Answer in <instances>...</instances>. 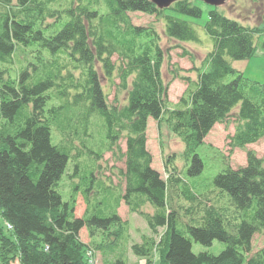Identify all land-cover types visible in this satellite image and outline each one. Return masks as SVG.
I'll list each match as a JSON object with an SVG mask.
<instances>
[{"label":"trees","instance_id":"16d2710c","mask_svg":"<svg viewBox=\"0 0 264 264\" xmlns=\"http://www.w3.org/2000/svg\"><path fill=\"white\" fill-rule=\"evenodd\" d=\"M195 2L161 10L148 0H0V264H88L87 248L102 264H128V250L145 264L157 256L159 264H264V245L252 252L253 236L264 235V160L248 151L244 166L225 161L203 178L197 153L234 109L231 151L264 136V83L227 59L251 57L259 36L264 48V11L257 26L208 11L213 48L172 107L160 36L129 16L153 15L168 38L194 41L190 22L174 14L199 18ZM115 79L123 103L108 100L105 86ZM149 118L183 143L184 171L172 156L165 179L152 166ZM106 153L123 164L112 169L116 183L103 173ZM69 162L64 200L58 188ZM78 196L82 216L75 215ZM120 202L150 231L130 246ZM82 228L104 241L82 242ZM215 240L225 244L216 255L192 251V242Z\"/></svg>","mask_w":264,"mask_h":264},{"label":"rangeland","instance_id":"374dc122","mask_svg":"<svg viewBox=\"0 0 264 264\" xmlns=\"http://www.w3.org/2000/svg\"><path fill=\"white\" fill-rule=\"evenodd\" d=\"M201 8V16L199 18H190L184 15L174 14L175 16L185 19L190 22L191 26L195 30L197 39L188 42H177L174 39L168 38L164 31V23L160 18H155L153 15L144 14L141 12H131L129 16L131 21L135 25L147 26L153 24L160 36V44L162 49L166 52L165 61L162 66V75L164 82L167 84V101L169 106L172 107L178 102L179 98L187 87V79L193 80L196 76L195 67H201L202 61L206 54L213 48V40L206 32L204 23L208 19V11L213 7H210L202 2H195ZM218 11L222 12L225 16L232 18L243 25L257 26L260 25L262 15L264 11V0H228L224 5L215 7ZM263 37H256L254 44L255 50L251 57L244 60H233L227 57L232 63L235 69L240 70L244 76L253 81L264 83V48L262 47ZM183 50L186 52L184 53ZM116 56H113L115 59ZM115 84L105 86V91L110 103L124 102L125 92L122 89H116L118 80H114ZM236 113V109L231 112V116L225 123H217L213 126L210 132L204 139L197 153L203 161V170L201 177H212L222 171L225 168V161L229 165L236 169L246 164L247 152L251 151L256 154L258 158L264 160V136L253 144H248L244 147H236L230 150L229 136L234 132L233 116ZM121 147L124 149V142L121 143ZM147 147L152 155V166L157 169L162 177L166 178V172L164 171V162L168 156H172V160L175 162V166L178 171H184V160L182 152L184 145L181 140L175 136L166 125L161 124L158 126L154 119L148 120L147 126ZM103 173L106 176H111L114 183L117 182L116 176L112 175V171L116 168L123 167V164L118 157L111 153H106L103 160ZM115 167V168H114ZM113 169V170H112ZM69 173L72 172V165L70 162L59 181V192L64 200L68 199L70 191V178ZM85 210V204L78 196V202L75 208V215L82 216ZM146 211H151V208L147 205ZM118 213L122 220L127 222L128 226V245L137 243L141 239V235L150 234V231L146 225L144 219L137 213L129 212L127 206L120 202L118 207ZM114 230V229H113ZM80 239L86 244L96 242H103L104 236L99 231L88 230L82 228L79 233ZM264 245V235L256 233L253 236L252 252L260 249ZM225 248L223 242L217 240L213 241L210 246H203L199 243L192 242V251L198 253L201 251H207L210 254L216 255ZM86 256L88 258V264H102V256L99 252L91 254V250L87 248ZM134 255L127 251V263L128 264H145L144 259H138L134 261ZM139 260H142L139 263ZM13 264H18L17 262ZM154 264H159V258L154 261ZM206 264V263H204Z\"/></svg>","mask_w":264,"mask_h":264},{"label":"water","instance_id":"95a60500","mask_svg":"<svg viewBox=\"0 0 264 264\" xmlns=\"http://www.w3.org/2000/svg\"><path fill=\"white\" fill-rule=\"evenodd\" d=\"M148 1L154 4L158 9L162 10L170 7L173 3L180 0H148ZM198 1L211 7H218L225 4V2L228 0H198Z\"/></svg>","mask_w":264,"mask_h":264},{"label":"crops","instance_id":"0c3cea01","mask_svg":"<svg viewBox=\"0 0 264 264\" xmlns=\"http://www.w3.org/2000/svg\"><path fill=\"white\" fill-rule=\"evenodd\" d=\"M157 260V257L155 258V261ZM134 261H136V257H134ZM142 260H139V263H141ZM154 264V263H153Z\"/></svg>","mask_w":264,"mask_h":264}]
</instances>
